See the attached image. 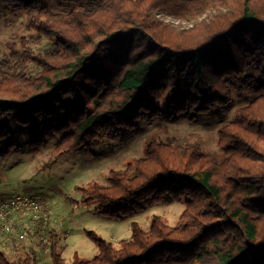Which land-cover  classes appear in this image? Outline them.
<instances>
[{"label":"trees","instance_id":"16d2710c","mask_svg":"<svg viewBox=\"0 0 264 264\" xmlns=\"http://www.w3.org/2000/svg\"><path fill=\"white\" fill-rule=\"evenodd\" d=\"M56 1L69 6L0 0L37 9L36 34L0 62V117L11 112L42 130L34 150L59 136L61 157L134 128L143 114H160L162 94L172 114L190 120L230 105L237 86L252 98L220 127L221 155L153 133L143 156L110 170L107 183L77 187L79 201L67 197L112 218L172 198L184 203L176 225L159 215L146 230L134 221L117 247L87 231L97 254L75 253L70 263L48 229L49 264H264V0ZM44 39L55 48L36 53L31 42ZM30 64L39 69L31 73ZM7 133L3 125L0 140ZM0 264L43 263L36 255L12 262L0 250Z\"/></svg>","mask_w":264,"mask_h":264},{"label":"rangeland","instance_id":"374dc122","mask_svg":"<svg viewBox=\"0 0 264 264\" xmlns=\"http://www.w3.org/2000/svg\"><path fill=\"white\" fill-rule=\"evenodd\" d=\"M43 2L54 10L69 6L59 7L56 0ZM36 13L37 9L15 11L12 7L0 5V62L12 51L22 49L23 37L30 40L36 34L32 23ZM30 45L36 53L55 48V44L47 39ZM38 69L30 64L31 73ZM3 71H9V68L3 67ZM251 98L247 90L237 86L233 89L230 105L190 120L183 115L172 114L170 97L162 94L158 99V116L143 114L134 128H123L112 137L95 140L90 147L72 149L61 157H57L54 151L59 136L45 138L42 147L34 150L32 142L37 136H42V130L36 131L31 126L20 124L14 113L2 115L0 128L6 125L8 133L0 140V203L18 197L29 198L39 208L25 204L12 208L7 218L12 220L9 229L5 228L8 222L0 220V250L12 262L27 255H36L43 264H49V251L47 248L43 250L42 245L46 242V230L54 229L70 263L75 253L84 259L97 254L98 247L87 231L95 232L117 247L121 239L131 237L134 221L146 230L153 216L159 215L170 225H176L184 203L172 198L148 202L141 211L112 218L100 214L95 205L71 202L67 197L79 201L81 191L77 187H86L93 182L107 183L110 170H123L128 162L143 156L146 138L153 133L165 142L181 138L199 141L205 153L221 155L222 149L218 144L220 127L230 122L238 108ZM39 222L40 230L36 232Z\"/></svg>","mask_w":264,"mask_h":264},{"label":"built area","instance_id":"2783aa9c","mask_svg":"<svg viewBox=\"0 0 264 264\" xmlns=\"http://www.w3.org/2000/svg\"><path fill=\"white\" fill-rule=\"evenodd\" d=\"M16 197H14L15 199ZM20 204L25 205H32L34 208L38 209L39 206L35 203V201H31L29 198H16V200H9V201H3L0 203V220L4 219L5 222L10 223V226H8V223L5 224V228L9 229L12 225V220H7L8 214L12 208H17Z\"/></svg>","mask_w":264,"mask_h":264}]
</instances>
